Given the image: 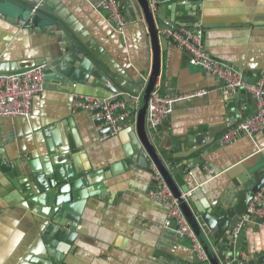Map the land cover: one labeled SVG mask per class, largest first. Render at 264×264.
<instances>
[{"label":"crops","instance_id":"obj_1","mask_svg":"<svg viewBox=\"0 0 264 264\" xmlns=\"http://www.w3.org/2000/svg\"><path fill=\"white\" fill-rule=\"evenodd\" d=\"M48 1L51 13L77 40L91 42L88 49L112 75L132 87L135 80L149 76L152 43L133 0H119L127 21L122 31L97 11L100 0ZM166 4L159 25L201 28L208 53L240 69L251 82L264 76V0ZM20 11L15 4L0 7V65L53 61L63 42L71 38L67 30L53 20L44 24L48 20L44 17L38 26L22 25L15 18ZM159 39L162 93L198 89L207 93L178 103L150 133L159 152L168 156L167 166L177 168L190 186L188 202L193 211H212L228 205L235 193L246 188L250 173L264 168V129L255 139L241 135L230 144L218 143L238 120L257 110V102L254 97H237L215 75L191 65L189 52L162 30ZM65 65V74L56 73L66 83L58 77L46 82L34 98L29 120L0 118V148L4 157L29 173L28 163L48 159L51 148L59 162L73 165L80 181L85 177L79 191L92 192L75 199L70 188L63 193L69 197L64 210L47 203L46 194L36 186L33 192H24L17 177L11 182L0 180V264H195L189 240L164 227L166 207L148 197L156 187L153 173L134 166L133 125L128 121L117 135L102 140L91 113L73 109L75 93L110 95L92 84L99 82L91 74L98 70L95 62L84 54ZM156 89L159 92V86ZM40 198L41 204L30 202ZM50 244L57 245L52 248L54 255L48 253ZM236 245L242 257L238 264H264V226L258 219L244 223Z\"/></svg>","mask_w":264,"mask_h":264},{"label":"water","instance_id":"obj_2","mask_svg":"<svg viewBox=\"0 0 264 264\" xmlns=\"http://www.w3.org/2000/svg\"><path fill=\"white\" fill-rule=\"evenodd\" d=\"M172 1L177 0H167L166 3ZM48 2V0H43L41 3H32L26 0H0V7L6 4L12 6L15 4L21 10L19 14H15L16 19L30 21L32 16H34L32 23L34 26H38L40 24L39 18L44 17L48 19L44 24L51 22L50 20L58 22L67 30L71 37L63 42L60 50H57L55 55L56 58L53 61L36 65L35 63L33 65L19 63L17 67L13 66L10 68L0 65V72L17 71L43 65L46 82L58 77L57 80L62 79V81L66 83V79L61 78L56 72L65 74L67 71L65 63H70L72 62V58H80L82 55L86 54L98 67V70L96 69L91 72L95 79L99 81L98 83L93 81V85L106 93L109 92L110 95L120 94L127 102H131L132 97L140 96V103L136 108V114L131 118L134 137H132V150L130 156L132 160L135 161L134 166L152 172L151 166L155 165L166 180L173 194L179 198L180 206L185 216L197 233L209 257L208 262H201L194 254L195 264H230V260L232 264H238L242 257L239 252H237L236 242H231L230 234L238 224L241 216L247 213L250 202L263 186L264 168L261 167L250 173V177L245 183L246 188L235 193V195L231 197L228 205L220 206L218 209H213L212 211L206 209V211L195 213L188 202L189 200L180 198L182 193L190 191V186L186 183L184 176L179 173L177 168L174 167L170 169L167 166L168 164L165 159L168 156L159 152L154 142V137L151 135L147 126V112L152 92L159 86V92L162 93L161 83H158L161 73L159 30L166 29L169 26L164 27L159 25L157 20L163 19L162 12L164 6L167 7L168 4L159 0H133V3L139 8L142 20L145 22L150 34L153 61L149 76L147 78L142 77L141 79L135 80L134 86L132 87L128 86V84L123 82L118 76L112 75L105 69L104 65L95 58L94 54L88 49L91 42L83 43L77 40L73 32L58 18V16L51 13ZM185 9L188 10V7L185 6ZM175 17L176 11L174 13V18ZM231 91H235L238 93L237 97L243 99L250 100V98H253L251 93L242 89ZM102 120L103 118L98 121ZM103 132L104 131H102L101 134ZM4 154V149L0 148V180L2 182H4V180L5 182H11V179L16 181V177L19 178L21 179L19 183L20 187L24 192L27 191L31 193L33 192V186H36L42 194H46L48 198L47 203L51 204L52 202L54 208L58 207L67 210V207L64 206L67 205L66 202L69 197L68 195L64 196L63 193L70 190V188L72 189V197L75 199L87 197L89 193L92 192V189L85 192L79 191L82 181H85L83 180L85 177H82V181H80L81 179L78 178V174L75 172L73 165L67 166V162H59V159L54 156V152L51 148L48 159L34 158L28 163L30 173L26 171L25 166L21 168L11 163L8 157H4ZM129 162L127 166L131 165V161ZM23 173L25 174L23 175ZM15 184L17 183L15 182ZM96 190L101 191L97 188ZM25 196L27 197V193ZM42 199L43 198L36 200L30 199V202L41 204ZM49 247H51L48 249L49 255H54L55 253L52 251V248H57V245L50 244ZM62 249L64 250L66 247L59 246V250ZM261 260H264V258Z\"/></svg>","mask_w":264,"mask_h":264},{"label":"built area","instance_id":"obj_3","mask_svg":"<svg viewBox=\"0 0 264 264\" xmlns=\"http://www.w3.org/2000/svg\"><path fill=\"white\" fill-rule=\"evenodd\" d=\"M97 11L104 14L106 21L112 27L122 31L127 21L119 0H100ZM20 24L31 26L32 19L30 21L20 20ZM162 32L179 48L189 52L191 65L215 75L226 90L242 89L251 93L255 98L257 110L238 120L233 127L219 137L218 143L220 145L230 144L241 135L255 139L264 129V76L251 82L244 77L240 69L208 53L204 48V35L201 28L170 26ZM45 86L43 65L0 72V118L23 117L28 119L32 114L34 98L44 91ZM206 93V89H198L183 94L169 95L155 89L148 106V129H157L173 113L178 103L203 96ZM139 103L140 96L132 97L131 102H127L120 94L99 96L75 93L73 96V109L75 111L86 110L91 113L93 120L98 122V127L104 131L101 134L102 140L117 135L123 130L126 122L131 123V118L136 114ZM101 118L103 120L98 121ZM151 168L156 187L148 191V197L166 207L164 227L176 232L180 238L189 240L196 258L201 262H208V254L185 216L179 198L173 194L157 167L152 165ZM191 194L192 191L182 193L180 198L189 200ZM254 219H258L259 224L264 226V184L250 202L247 213L241 216L230 234L231 242H237L244 223Z\"/></svg>","mask_w":264,"mask_h":264},{"label":"flooded vegetation","instance_id":"obj_4","mask_svg":"<svg viewBox=\"0 0 264 264\" xmlns=\"http://www.w3.org/2000/svg\"><path fill=\"white\" fill-rule=\"evenodd\" d=\"M29 120V119H28Z\"/></svg>","mask_w":264,"mask_h":264}]
</instances>
